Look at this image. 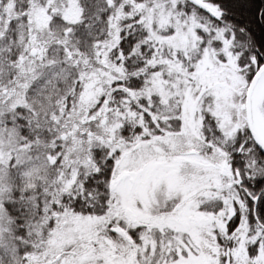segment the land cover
<instances>
[{
    "label": "snow or ice",
    "instance_id": "obj_1",
    "mask_svg": "<svg viewBox=\"0 0 264 264\" xmlns=\"http://www.w3.org/2000/svg\"><path fill=\"white\" fill-rule=\"evenodd\" d=\"M0 264H264V0H0Z\"/></svg>",
    "mask_w": 264,
    "mask_h": 264
}]
</instances>
